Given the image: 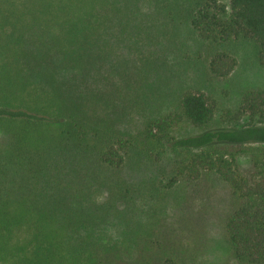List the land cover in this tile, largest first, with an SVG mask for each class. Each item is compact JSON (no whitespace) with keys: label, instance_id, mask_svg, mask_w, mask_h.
Instances as JSON below:
<instances>
[{"label":"trees","instance_id":"obj_1","mask_svg":"<svg viewBox=\"0 0 264 264\" xmlns=\"http://www.w3.org/2000/svg\"><path fill=\"white\" fill-rule=\"evenodd\" d=\"M154 19L188 26L215 78L236 69L240 40L264 67V0H0V264H200L154 230L170 197L179 209L217 181L231 192L234 261L264 264V89L220 116L229 128H213L217 103L194 90L142 108L135 133L108 119L126 97L107 61L123 39H148Z\"/></svg>","mask_w":264,"mask_h":264},{"label":"rangeland","instance_id":"obj_2","mask_svg":"<svg viewBox=\"0 0 264 264\" xmlns=\"http://www.w3.org/2000/svg\"><path fill=\"white\" fill-rule=\"evenodd\" d=\"M139 7L148 11V4L144 1ZM146 24L151 28L150 41L145 39V33L141 34L140 41L132 39V44L123 39L107 61V67L118 72H115L117 83L123 84V87L119 85L121 88L117 92L126 97L119 102L117 111L110 112L112 116L108 117L117 122L119 129L139 131L144 123L142 108L148 116L151 115L150 106L172 109L186 90L211 96L218 106L213 128H229L221 125L220 116L228 111L235 112L243 93L264 89V67L257 61L256 47L252 42L240 40L234 43L238 65L227 79H218L208 70V46L188 26L160 19L147 20ZM106 114V111L100 112L104 117ZM182 130V135L200 132L192 128ZM237 161L245 170L249 169L247 156L240 155ZM148 175L149 172H139L131 178L142 180ZM206 188L209 190L206 195L200 192L188 194L179 209L172 197L165 201L162 228L160 225L154 231L159 236L162 233L172 240L189 243L200 264H236L225 235V220L231 207L230 189L219 181ZM180 191L175 194H182ZM110 228L114 237L122 241L121 232L125 225L111 221Z\"/></svg>","mask_w":264,"mask_h":264}]
</instances>
